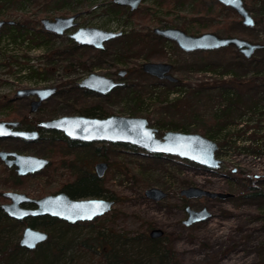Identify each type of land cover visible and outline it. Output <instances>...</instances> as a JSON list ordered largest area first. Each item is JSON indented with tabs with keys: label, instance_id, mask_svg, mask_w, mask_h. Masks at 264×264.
<instances>
[{
	"label": "rangeland",
	"instance_id": "374dc122",
	"mask_svg": "<svg viewBox=\"0 0 264 264\" xmlns=\"http://www.w3.org/2000/svg\"><path fill=\"white\" fill-rule=\"evenodd\" d=\"M243 1L260 24L242 26L233 10L215 0H146L130 17L124 14L126 8L116 17L108 15L112 0H0V20L21 25L20 32L4 28L0 33V103L10 101L0 110V121L26 116L37 122L79 115L76 109L100 106L106 116L145 118L159 139L167 131L210 137L218 147L215 156L221 160L219 168L210 171L178 157L163 155L156 160L143 150L120 144L111 148L108 143H92L88 150L78 147L67 153L59 144L52 145L47 135L31 143L10 140L1 147L46 158L50 163L18 183L0 165V204L7 202L2 194L10 191L33 199L62 192L78 171L95 175L94 164L105 161L108 168L101 179L105 193L99 198L112 200V209L92 221L78 222L81 225L77 227L54 225V242L87 240L89 246L98 244L104 234L116 253L130 260L146 256V241L134 238L148 236L156 228L163 231L158 245L171 249L175 264H264V87L260 85L264 70L256 72L254 63H244L245 57L232 46L184 52L174 42L152 33L153 28H178L193 36L213 33L264 44L263 0ZM75 13L79 17L72 31L62 36L40 33V19ZM80 27L122 35L107 42L103 51L80 46L74 50L75 43L68 34ZM132 31L143 40L128 38ZM262 57L263 53L255 52L248 59ZM146 62L171 64V75L177 81L158 80L143 73L141 65ZM235 62H242L239 69H234ZM27 67L40 76L28 78L27 69L26 73L18 71ZM119 70L126 73L122 79L117 75ZM91 73L123 81L129 89L109 96L84 95L78 84ZM53 86L58 91L35 114L28 112L30 98H15L19 89ZM136 99L138 106H134ZM224 138L226 145H222ZM96 148H100L99 156L92 155ZM150 187L163 190L166 197L158 202L146 199L144 191ZM188 187L233 196L226 200H186L179 192ZM248 187L261 195L248 197ZM187 206L206 208L211 216L185 226L182 222ZM14 222L5 231L11 243L19 241L28 225L27 221ZM86 246L74 244L64 259L67 264L70 259V264L105 263ZM158 264L171 263L163 257Z\"/></svg>",
	"mask_w": 264,
	"mask_h": 264
},
{
	"label": "water",
	"instance_id": "95a60500",
	"mask_svg": "<svg viewBox=\"0 0 264 264\" xmlns=\"http://www.w3.org/2000/svg\"><path fill=\"white\" fill-rule=\"evenodd\" d=\"M142 1L144 0H112L114 4L128 7L131 11L137 9ZM215 1L233 10L241 19L242 26L252 28L255 25V20L245 7L243 0ZM76 16L56 17L53 21L41 19L40 22L44 30L61 35L64 31L75 27L76 23L74 20ZM5 23L9 22L0 21V29ZM153 33L174 42L184 52L214 51L232 46L243 57L248 59L255 51L263 48L262 44L252 43L239 37H220L213 33L193 36L178 28H154ZM121 35V32L104 31L93 27H80L71 33L69 37L78 46L102 50L108 41ZM141 70L143 73L158 80H167L171 83L177 81L171 75L172 65L168 63L146 62L141 65ZM117 75L119 78H124L125 71L119 70ZM123 86V81H116L113 78L96 73L89 74L78 84L79 88L99 96L108 95L115 88ZM56 91L57 88L55 86L19 89L15 92V98L36 97V100L30 103V112L33 113L37 111L42 102L53 96ZM19 124V122L14 121H0V137H17L31 142L38 140L40 133L37 130L14 129ZM39 127L45 131L59 132L70 141L129 145L148 154L178 157L210 171L217 170L221 164V160L215 156L218 147L214 141L197 133L178 131H167L159 139L155 135L156 129L149 127L145 118L116 115L97 118L85 115H71L42 121L39 123ZM0 159L7 167L14 166L18 176L38 173L49 164V160L46 158L6 151H0ZM107 168V162H97L94 165L95 176L101 179ZM179 195L187 200L202 197L226 200L232 197L230 193L210 192L199 187L182 189ZM3 196L10 200V203L1 206L3 212L9 218L22 220L27 217L49 216L68 224L92 221L109 212L114 204L112 200L96 197L74 199L65 192L47 195L40 199H32L23 193L17 192H5ZM144 197L158 202L166 197V193L157 187H150L144 191ZM94 201L103 202V205L93 204L92 202ZM23 203H32L35 208L25 209L21 207ZM185 212L187 217L182 222L185 226L203 222L211 216L206 208L193 210L187 206ZM48 236L47 232L27 225L23 229L18 244L26 250L32 251L39 244L44 243ZM162 236L163 231L156 228L151 229L148 233V237L152 240Z\"/></svg>",
	"mask_w": 264,
	"mask_h": 264
},
{
	"label": "trees",
	"instance_id": "16d2710c",
	"mask_svg": "<svg viewBox=\"0 0 264 264\" xmlns=\"http://www.w3.org/2000/svg\"><path fill=\"white\" fill-rule=\"evenodd\" d=\"M123 9L124 7L113 5L111 8L107 10V14L110 15L111 17H116L119 14L118 11H122ZM260 11L262 12L263 18H264V0L260 8ZM134 13L135 11L129 12L128 10L124 12V14L128 15L129 17ZM255 23L257 22L255 21ZM257 24H260V21ZM19 27H21V25ZM19 27L15 25V26H8L6 28L20 32ZM263 29H264V23H263ZM40 33H43L44 35H46V33L43 31H41ZM120 37L121 36L114 38L113 40L109 42H112L114 40H119ZM128 38L132 40L141 41L143 40L144 37L132 31L129 33ZM42 39L44 40L43 42H46V39H44L43 36H42ZM73 49L78 50L79 48L77 45H74ZM103 50H100V51H103ZM257 52L263 53V57L259 58L258 60H249L247 58L246 59L243 58V60H244V63H246L247 65H252L254 63L257 67L256 72H262L264 70V46L262 49L258 50ZM242 62L241 63L239 62L238 64L237 62H235L233 64V67H235L234 69H239L240 66L242 65ZM26 69L28 70L27 71L28 78H36V77L38 78L41 74L40 72L33 70L31 67L30 68L29 67L20 68L18 71L24 70V73H26L25 71ZM260 85L264 87V78ZM128 89L129 88L124 85L123 87L115 88L111 93L119 92L123 90L128 91ZM81 91L84 95L91 93V92H87L82 89ZM177 92L180 93V90H177ZM111 93H109L106 96L111 95ZM127 93H131V91ZM139 102L140 101L137 102V99H136L134 101V106H138ZM7 104H10L9 100L8 102L6 101V104L5 102H3L2 104L0 103V110L4 109L5 105ZM76 110L79 115H85V116L97 117V118L106 117V113L103 111V109L100 106H87V107H83V108L76 109ZM47 136H48L47 139L50 141L52 145L55 143L59 144L60 145L59 147L61 148L64 147L67 150V153H69V151L75 150L78 147H83L88 150V148L93 146L92 143L91 144H79L77 142H72L68 140L67 138H65L59 132H55V131L50 132V135H47ZM207 138L210 139V137H207ZM227 142L228 141L224 138L222 140V143L224 144L222 145H226ZM107 145L110 146L111 148H114L116 147L117 144L108 143ZM125 146L130 149H135L134 147L129 146V145H125ZM99 149L100 148L94 149L92 152V155L94 154V155L99 156ZM150 157L156 160L164 158L162 157V155H158V154H151ZM12 176L14 179V183H18L22 179V178H18L14 174H12ZM62 191L65 192L69 197L74 198V199L88 198V197L99 198V197H102L103 194L105 193L102 187L101 179H98L92 173L81 172V171H78L76 173L75 179L70 184H67L66 186H64ZM247 191H248V194H247L248 197H257V196L259 197L261 195V193L258 192L255 188L248 187ZM12 223L13 221L9 220L8 217L0 210V264H15L17 261H19V264H67V261H65L64 259L68 251L71 248H73L74 244H76L77 247L86 246L85 241L87 240H83L79 243H76L73 240L56 241V242L52 240L53 238L51 235V231L54 229L56 225H59V226L61 225L65 228H70V227H77L81 225L80 223L68 224L57 218L42 217V218L30 219V221L28 222V226L33 227V228L38 227L42 230L48 231L50 232V235L48 239L46 240V242L39 244L34 250L28 251L25 248L21 247L18 244V242L11 243L8 240V238L5 236L6 235L5 231H7L8 227L9 228L12 227ZM14 223L18 224V222H14ZM102 235L103 237L100 239V242H98V244L96 243L95 245H89L86 247L90 249L91 253L99 254V256L103 260H105L104 264H130V263L132 264H156L157 263L158 264V262L161 261L163 257L170 259L171 264L176 263L175 257L173 256L171 249L167 245L161 246V247L158 245L160 242V238L152 240L148 236H145V235H139L138 237H135L134 241L135 240L136 241H142V240L146 241V245H145L146 246V256L143 258L136 257V258L128 260V258L124 256V254H121V252L116 253V251L113 248V244L107 239V236H105L104 234ZM27 253L29 254V257L24 256ZM68 263L69 264L71 263V259L68 261Z\"/></svg>",
	"mask_w": 264,
	"mask_h": 264
},
{
	"label": "flooded vegetation",
	"instance_id": "af4514ba",
	"mask_svg": "<svg viewBox=\"0 0 264 264\" xmlns=\"http://www.w3.org/2000/svg\"><path fill=\"white\" fill-rule=\"evenodd\" d=\"M3 1V0H2ZM144 1H146V0H144ZM144 1H142L141 3H140V5L144 2ZM113 3V2H112ZM114 4V3H113ZM115 5V4H114ZM139 5V6H140ZM139 6H138V8H139ZM124 8H126L129 12H134V11H137V9H135V10H133V11H131L128 7H124ZM73 15H77L76 16V18H75V20H74V22L76 23V25H75V27L77 26V22H76V20H77V18L79 17V13H75V14H72V15H69V16H73ZM69 16H66V17H69ZM66 17H63V18H66ZM56 18V17H55ZM55 18H53V19H48V20H50V21H53ZM42 19H47V18H42ZM41 20V19H40ZM0 21H5V20H0ZM5 22H9V23H5L2 27H1V29H0V33H1V30H3L4 28H6V27H8V26H14L15 25V22H13V21H5ZM39 24L41 25V27H42V30L45 32V33H48V34H50V35H54V36H62V35H64V34H66L67 32H69V31H72L75 27H72L71 29H69V30H66V31H64V33L63 34H61V35H56V34H53V33H50V32H48V31H46V30H44L43 29V26H42V24H41V22L39 21ZM76 29H78V28H76ZM75 29V30H76ZM154 29V28H153ZM153 29H152V33H153ZM73 33V32H72ZM71 33H69L68 34V37H69V35H70ZM154 34V33H153ZM154 35H156V34H154ZM156 36H158V35H156ZM159 37H161V36H159ZM70 38V37H69ZM162 38V37H161ZM71 39V38H70ZM72 40V39H71ZM73 41V40H72ZM74 42V41H73ZM75 43V42H74ZM75 45H77L76 43H75ZM78 46V45H77ZM80 47H83V46H80ZM118 73V72H117ZM46 88V87H45ZM57 88V87H56ZM81 89V88H80ZM82 90H84V89H82ZM57 91H58V88H57ZM56 91V92H57ZM85 91H87V90H85ZM87 92H90V91H87ZM56 94V93H55ZM27 98H30L31 100L28 102V108H29V110H28V112L30 113V114H35V113H37L38 111H39V109L41 108V106H42V104L45 102H42L41 103V105L38 107V109H37V111H35V112H33V113H31L30 112V103L32 102V101H35L36 100V97H27ZM12 121H14V122H19L20 124H19V126L18 127H16V128H14V129H17V130H26V131H32V130H37L39 133H40V137H39V139L40 138H42V137H44L45 135H50V132H52V131H45L44 129H42V128H40L39 127V123L40 122H42V121H47V120H38L37 122L35 121V120H33V119H28V117H22L20 120H12ZM5 122H11V121H5ZM10 140H20V141H23V142H27V143H31V141H25V140H23V139H20V138H17V137H0V151H6V152H14V151H10V150H6L5 148H3V147H1V143H3V142H5V141H10ZM72 142H75V141H72ZM77 143H79V142H77ZM79 144H91V143H79ZM16 153V152H15ZM50 163V162H49ZM0 165H4L12 174H14V175H16L18 178H23V177H26V176H18L17 174H16V171H15V167L13 166V167H7L5 164H4V162L0 159ZM95 165V164H94ZM27 176H29V175H27ZM10 192H14V191H10ZM18 193V192H17ZM4 194V193H3ZM3 194H2V196H3ZM27 196V195H26ZM28 197V196H27ZM3 198L5 199V200H7V202H5V203H3V204H0V210L3 212V210L1 209V206L2 205H4V204H7V203H10V200L9 199H7V198H5L4 196H3ZM30 198V197H29ZM203 198H206V197H203ZM33 199V198H32ZM21 207H23V208H25V209H34L35 208V205L34 204H32V203H23V204H21ZM4 213V212H3ZM5 214V213H4ZM6 215V214H5ZM42 217H47V218H50L49 216H39V217H27V218H25V219H22V220H15V219H12V218H9L8 217V219L9 220H15V221H18L19 223H23V222H25V221H27V223L30 221V219H33V218H42ZM14 222V221H13ZM44 231V230H43Z\"/></svg>",
	"mask_w": 264,
	"mask_h": 264
},
{
	"label": "snow or ice",
	"instance_id": "6c2138e0",
	"mask_svg": "<svg viewBox=\"0 0 264 264\" xmlns=\"http://www.w3.org/2000/svg\"><path fill=\"white\" fill-rule=\"evenodd\" d=\"M93 204H97V205H103V202H100V201H94L92 202Z\"/></svg>",
	"mask_w": 264,
	"mask_h": 264
}]
</instances>
